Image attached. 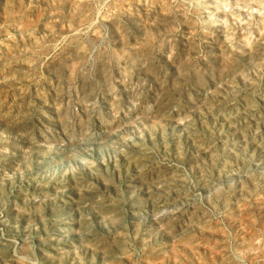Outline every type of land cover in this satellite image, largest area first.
<instances>
[{
  "label": "rangeland",
  "instance_id": "374dc122",
  "mask_svg": "<svg viewBox=\"0 0 264 264\" xmlns=\"http://www.w3.org/2000/svg\"><path fill=\"white\" fill-rule=\"evenodd\" d=\"M0 264H264V0H0Z\"/></svg>",
  "mask_w": 264,
  "mask_h": 264
}]
</instances>
